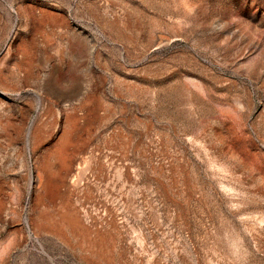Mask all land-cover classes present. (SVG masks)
<instances>
[{
    "label": "rangeland",
    "instance_id": "374dc122",
    "mask_svg": "<svg viewBox=\"0 0 264 264\" xmlns=\"http://www.w3.org/2000/svg\"><path fill=\"white\" fill-rule=\"evenodd\" d=\"M0 264H264V0H0Z\"/></svg>",
    "mask_w": 264,
    "mask_h": 264
}]
</instances>
